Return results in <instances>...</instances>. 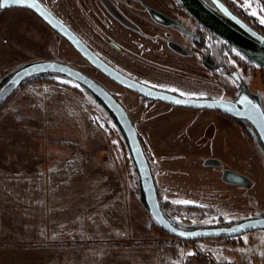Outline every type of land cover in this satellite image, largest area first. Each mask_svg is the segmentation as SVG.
Returning a JSON list of instances; mask_svg holds the SVG:
<instances>
[{
    "label": "rangeland",
    "instance_id": "1",
    "mask_svg": "<svg viewBox=\"0 0 264 264\" xmlns=\"http://www.w3.org/2000/svg\"><path fill=\"white\" fill-rule=\"evenodd\" d=\"M39 1L99 57L144 82H150L148 65L157 62L155 41L160 39L153 37L143 9L173 20L181 13L173 0ZM219 1L264 36L252 25L264 27L256 0ZM192 29L189 25L188 33ZM185 37L193 48L191 37ZM199 48L218 79L196 54L169 49L180 59V69L164 72L153 84L185 99L248 97L264 113V70L221 40L205 36ZM45 61L68 64L124 99V110L153 156L149 164L158 202L171 224L194 230L264 218V148L248 122L210 110L133 108L129 93L96 72L33 14L0 9V87L20 68ZM228 72L236 73L240 83ZM178 129L188 137L197 133V139L177 145L172 138ZM226 171L241 175L246 185L225 182ZM0 219L5 221L0 264H152L155 258L174 259L170 246L175 243L195 251L189 261L213 264L212 247L218 242H184L161 232L148 214L115 118L88 90L57 74L23 81L0 108ZM222 242L251 257V263L259 256L254 263L264 264V230ZM251 263L246 259L244 264Z\"/></svg>",
    "mask_w": 264,
    "mask_h": 264
},
{
    "label": "water",
    "instance_id": "2",
    "mask_svg": "<svg viewBox=\"0 0 264 264\" xmlns=\"http://www.w3.org/2000/svg\"><path fill=\"white\" fill-rule=\"evenodd\" d=\"M196 22L207 31L218 37L225 44L236 50L248 61L264 70V36L245 24L235 16L219 0H210L213 8L227 18L247 36L226 24L217 13L203 0H176ZM1 10L18 8L33 12L47 26L64 38L84 59L109 78L126 89L152 100H159L173 106H181L194 110L217 111L235 120L248 122L256 132L264 148V113L253 99L241 97L236 101L211 99H183L166 93L155 91L117 73L97 56H95L64 24L53 17L38 0H27L25 5L12 3V0H0ZM57 74L65 76L88 90L115 118L130 151L131 158L139 177L143 199L153 222L167 235L179 241L227 239L242 236L246 233L264 230V218L251 219L238 224L214 228L183 230L171 224L161 211L152 174L143 153L137 132L126 111L98 83L75 70L74 68L55 61L36 62L26 65L14 72L0 87V108L17 90L23 81L34 76ZM232 77L240 83L237 74ZM180 101V103H176ZM223 180L227 183L245 186V178L226 171Z\"/></svg>",
    "mask_w": 264,
    "mask_h": 264
},
{
    "label": "flooded vegetation",
    "instance_id": "3",
    "mask_svg": "<svg viewBox=\"0 0 264 264\" xmlns=\"http://www.w3.org/2000/svg\"><path fill=\"white\" fill-rule=\"evenodd\" d=\"M39 1V0H38ZM128 2H132L129 0H126ZM134 2H139L138 0H133ZM143 1V0H142ZM174 4L179 8V10L181 11V13L175 17V19H171L170 17H168L166 14H163L157 10L152 9H143L145 11V13L147 14L148 19L150 20V22L152 23L151 25L153 26V30L150 28V30L153 33V37H157L160 39V41H155V45L159 46L156 47V60L157 62L155 64H151L148 65L150 69L153 70V73L149 75V79L150 82H144L142 80L130 77L126 74H124L123 72H121L120 70H118L117 68L113 67L112 65H110L107 61H105L104 59H102L101 57H99L89 46H87L68 26H66L63 22H61L59 19L56 18V16L49 10L47 9L40 1L41 5L53 16L55 17L58 21H60L62 24H64L73 34H75L77 36V38H79L82 43L95 55L97 56L104 64H106L108 67H110L111 69H113L114 71H116L117 73L125 76L126 78L133 80L141 85H144L146 87H149L155 91L158 92H162V93H166L175 97H179L182 98L179 95L173 94L169 91L163 90V89H159L157 88V83L154 85L153 82H157V79L161 76H163L164 72H172L171 74H177L175 71V69H180V65H179V58L177 57H172V55L169 53V49L173 50L174 52H176L177 54L180 55H185L187 56V54L192 55L193 53L197 55V57L199 58L200 64L202 67H205L209 72L210 75L213 79H218L216 76V72L215 69H213L212 67H210L206 60L207 58L203 56L202 51L200 52V48H199V44H202L204 41V37L206 36L207 38L213 39V40H220L218 37H216L215 35H213L212 33H210L209 31H207L203 26H201L198 22H196L191 16H189L187 14V12L182 8V6L176 1L173 0ZM10 9H18V8H10ZM10 9H4V10H10ZM22 10H26V9H22ZM29 13L33 14L38 20H40L47 28H49L50 30H52L49 26H47L39 17H37L33 12L26 10ZM189 23V24H188ZM192 26V33L195 35L193 37L192 33H188L187 31V27L188 26ZM155 26V27H154ZM169 27H174L177 30H166ZM156 30H155V29ZM53 31V30H52ZM164 31V32H162ZM56 35H58L55 31H53ZM176 34L181 38L180 41H174L176 38ZM61 39H63L90 67H92L96 72H98L99 74H101L104 78H106L109 82H111L114 86H116L117 88H119L122 92L124 93H129L134 101H135V105L133 108H146L145 111L147 112L148 110H150L151 108H186V107H181V106H173V105H169L167 103L161 102L159 100H152L149 98H146L140 94H137L133 91H130L128 89H126L125 87H123L122 85L118 84L117 82H115L114 80H112L111 78H109L107 75H105L103 72H101L100 70L96 69L92 64H90L86 59H84L64 38H62L60 35H58ZM185 36H189L191 37L192 41H193V48H189L186 44H185ZM162 45V46H161ZM202 46V45H201ZM179 59V60H178ZM160 60V62H159ZM178 60V61H177ZM56 62V61H55ZM61 63V62H60ZM65 64V63H63ZM68 65V64H66ZM70 66V65H68ZM71 67V66H70ZM73 68V67H72ZM75 69V68H74ZM77 70V69H75ZM78 71V70H77ZM80 72V71H79ZM82 73V72H81ZM84 74V73H82ZM233 73H229L228 72V77H230L232 80H234V78L232 77ZM236 74V73H235ZM86 75V74H84ZM88 76V75H86ZM159 76V77H158ZM183 76V74H182ZM238 76V75H237ZM89 77V76H88ZM91 78V77H89ZM239 78V77H238ZM92 80H94L93 78H91ZM95 81V80H94ZM235 81V80H234ZM240 81V79H239ZM96 83H98L97 81H95ZM236 82V81H235ZM237 83V82H236ZM99 84V83H98ZM103 89H105L114 99L115 101L122 107V108H128L127 104L125 103L124 99L122 97H119L117 95H115L113 92L107 90L104 86H102L101 84H99ZM185 99V98H183ZM189 99H193V100H200V99H195V98H189ZM237 100V99H236ZM235 100V101H236ZM189 109V108H186ZM194 110V109H192ZM144 111V112H145ZM217 112V111H215ZM219 113V112H218ZM221 114V113H220ZM223 115V114H222ZM228 118H231L227 115H224ZM233 120V118H231ZM136 121L134 123V128L137 132V135L139 137V139L141 140L142 144L144 145L142 138L139 134V132L136 129ZM179 133V129L177 131ZM175 136H173L172 140L175 141V143L177 145H180V143H184L185 142V137H183V134L179 133V134H174ZM197 143V141H196ZM145 146V145H144ZM181 146V145H180ZM146 148V153L148 154V156L152 159V154L149 151V149L147 147Z\"/></svg>",
    "mask_w": 264,
    "mask_h": 264
},
{
    "label": "crops",
    "instance_id": "4",
    "mask_svg": "<svg viewBox=\"0 0 264 264\" xmlns=\"http://www.w3.org/2000/svg\"><path fill=\"white\" fill-rule=\"evenodd\" d=\"M136 129L139 132V129L137 128L136 125ZM187 136V137H186ZM189 134H183V137H186V141L191 140V142L195 141L197 139V133H192V135H190L191 137H188ZM5 223L4 220L0 219V227ZM211 240V239H210ZM212 240H217V246H214L212 248H214V250H212V255L211 258L213 260V264H244L245 260L248 259L250 260L251 263V257H245L244 254L242 255L241 253L239 254V252H237V247H233L232 244H228V243H224L222 242V239H212ZM67 244H70L69 242ZM72 244V243H71ZM70 244V245H71ZM89 245L91 244H95V243H88ZM52 245H56V243H53ZM74 245V244H73ZM223 245H225V247H223ZM170 249L174 252H176L177 254V258L175 257L174 259L171 258V256H166L167 258H169L170 260L166 259L163 260V262H161V260H157L155 258L154 262L152 264H163L165 261V264H204L202 262L196 261L194 260H188V248L185 245L182 244H178L175 243L174 245L170 246ZM216 249V250H215ZM195 252V251H194ZM192 253V255H190L191 257H193V255L195 253ZM187 256V258L185 259V257L183 256ZM259 256H255L253 259L255 261V263H257V259ZM184 258V259H183ZM252 259V260H253ZM260 259V258H259ZM254 261L251 264H255ZM260 263H261V259H260ZM135 264H142V263H135ZM146 264V263H144ZM151 264V263H150Z\"/></svg>",
    "mask_w": 264,
    "mask_h": 264
},
{
    "label": "trees",
    "instance_id": "5",
    "mask_svg": "<svg viewBox=\"0 0 264 264\" xmlns=\"http://www.w3.org/2000/svg\"><path fill=\"white\" fill-rule=\"evenodd\" d=\"M257 1V3H258V6L260 7V10L261 9H264V0H256ZM207 2H208V5L209 6H211V7H213V5H212V3L209 1V0H207ZM262 13H263V15H264V11H261ZM246 19L249 21V22H251V20H252V18L251 17H249V16H246ZM252 23V22H251ZM252 25L255 27V28H257L260 32H262V34L264 35V27L262 28V27H259L258 25H257V23H252ZM138 139H139V137H138ZM139 141H140V144H141V147H142V149H143V153H144V155H145V157H146V160H147V162H148V165H149V168H150V164H149V162H150V160H151V158L148 156V154L146 153V148H145V146L142 144V142H141V140L139 139ZM158 197V196H157ZM158 199H159V197H158ZM159 228V227H158ZM160 229V228H159ZM161 230V229H160ZM161 232L163 233V234H166L164 231H162L161 230ZM167 235V234H166ZM194 241H196V240H194ZM194 241H186V242H194ZM185 242V241H184ZM211 260V259H210Z\"/></svg>",
    "mask_w": 264,
    "mask_h": 264
},
{
    "label": "snow or ice",
    "instance_id": "6",
    "mask_svg": "<svg viewBox=\"0 0 264 264\" xmlns=\"http://www.w3.org/2000/svg\"><path fill=\"white\" fill-rule=\"evenodd\" d=\"M12 3L14 4H18V5H25L27 3V0H12ZM3 5L0 4V7H2ZM261 11H264V9H261ZM252 15H256V12H253ZM260 22L262 24H264V18H262L260 20ZM172 91H176L175 89H172ZM181 95H184L183 93H181ZM176 103H180V101H176ZM184 203H189L187 201H185ZM189 255H192V253H189Z\"/></svg>",
    "mask_w": 264,
    "mask_h": 264
},
{
    "label": "bare ground",
    "instance_id": "7",
    "mask_svg": "<svg viewBox=\"0 0 264 264\" xmlns=\"http://www.w3.org/2000/svg\"><path fill=\"white\" fill-rule=\"evenodd\" d=\"M217 15L226 23L228 24L229 26H231L232 28H234L235 30L241 32L242 34H244L245 36H247L241 29H239L236 25H234L231 21H229L227 18H225L224 16H222L221 14H218ZM248 37V36H247Z\"/></svg>",
    "mask_w": 264,
    "mask_h": 264
}]
</instances>
